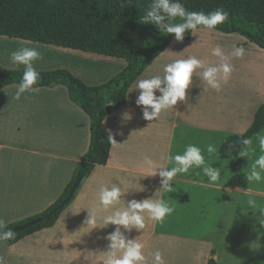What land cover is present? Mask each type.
Instances as JSON below:
<instances>
[{
	"label": "crops",
	"instance_id": "obj_1",
	"mask_svg": "<svg viewBox=\"0 0 264 264\" xmlns=\"http://www.w3.org/2000/svg\"><path fill=\"white\" fill-rule=\"evenodd\" d=\"M200 32L222 38L240 37L208 29ZM5 41L18 48L31 43L0 37V45ZM190 41H174L168 46L131 85L126 104L104 120V128L119 143L111 144L107 164L95 166L84 178L74 199L51 228L14 245L0 241V264H104L109 250L106 237L116 226L103 227L104 217L112 214L113 208L103 210L98 197L102 187L113 183L128 191L114 207L123 209L132 199L163 198L174 208L163 223L150 219L145 212L143 229L125 232L121 227L127 239L143 245L145 264H153L156 251L161 253L164 264H208L212 257L217 264L225 258L231 263L232 257L238 256L232 250L240 247L236 241L241 239L239 235L252 225L260 233L262 226L257 217L264 209L251 210L248 201L252 196L264 200V191L252 190L246 180L259 153L241 157L245 149L250 153L251 147L245 144L227 158H220L219 152L230 138L247 131L257 108L264 103V64L251 69L228 61L232 72L226 82L221 80L219 91L200 80V70H196L186 90V102L178 101L173 109L162 111L150 122L142 118L141 108L135 104L139 95L136 83L163 76L166 64L193 57L194 53L184 49L192 45ZM110 59L112 62L116 58ZM0 67L4 68L2 63ZM17 86L0 89V220L6 226L24 222L52 206L72 179L90 143L89 118L69 100L64 87L38 88V92L25 93L16 100ZM126 112L131 119H123ZM209 144L216 147V153L207 152ZM189 145L201 149L205 166L219 168V181H209L203 166L178 174L170 193L160 189L158 175L139 179L149 174L143 167V157H150L156 166L171 167L167 157L182 155ZM140 186L143 191H139ZM88 213L96 217V228L87 224ZM116 255L121 256L122 250Z\"/></svg>",
	"mask_w": 264,
	"mask_h": 264
},
{
	"label": "trees",
	"instance_id": "obj_2",
	"mask_svg": "<svg viewBox=\"0 0 264 264\" xmlns=\"http://www.w3.org/2000/svg\"><path fill=\"white\" fill-rule=\"evenodd\" d=\"M151 2L152 0H0V37L122 59L127 64L123 71L100 86H88L64 69L38 71L40 80L34 87H64L69 100L89 118L90 143L82 159V162L90 164L86 178L95 166H105L109 159L110 134L104 128V120L126 104V94L131 85L164 52L170 42L176 41L173 34L159 32L155 25L143 23L142 18ZM179 2L188 12L208 14L223 9L228 12V19L217 25L214 31L227 35L236 34L264 51V0ZM181 22L179 17L172 21ZM198 27L200 30L204 29L202 26ZM191 35L190 30L186 31L184 39L179 42L190 40ZM23 71L0 67V89L18 85ZM109 101L113 103L107 104ZM263 127L264 103L257 108L250 127L242 137L244 140L252 139ZM234 138H230L222 146L220 158L237 153V149L225 152L226 144ZM80 164L62 195L52 206L24 222L6 226V229L11 228L14 232L19 225L41 220L28 229L14 232V239L6 240L9 245L40 230L51 228L56 223L77 193L76 191L60 211L54 212L68 196ZM208 264L217 262L212 257Z\"/></svg>",
	"mask_w": 264,
	"mask_h": 264
},
{
	"label": "clouds",
	"instance_id": "obj_3",
	"mask_svg": "<svg viewBox=\"0 0 264 264\" xmlns=\"http://www.w3.org/2000/svg\"><path fill=\"white\" fill-rule=\"evenodd\" d=\"M177 17L181 18V23H172ZM144 24H153L159 32L173 34L176 41H182L186 31L190 30L194 33L202 26L204 29L215 30L216 26L224 23L228 19V12L223 9H217L211 13L188 12L179 0H152L149 10L142 18ZM243 46H234V51L230 54L236 58L244 55ZM212 54L219 57L221 63L218 66H207L202 60L196 57L188 59L176 60L164 66V75H156L148 79H141L136 83L135 89L139 90V95L135 100L137 107L141 108L142 118L146 121L156 120L162 111L173 109L178 101L186 102V90L192 84L193 73L198 69H202L200 77L208 86L217 91L220 90L221 80L226 82L232 72V67L228 63L229 57L225 56L220 47L213 49ZM42 53L34 47L22 46L16 51L11 52L10 60L14 65H22L24 68L22 78L17 86L14 99L19 100L22 95L29 92H38V88L34 87L40 80V74L34 67V62L41 60ZM159 92L160 95L155 93ZM109 101L107 104H112ZM124 120L131 119L129 113H125ZM259 148L264 153V135H258ZM109 142L114 146L119 144L115 141L113 135L109 136ZM243 144L251 147L252 140L247 139ZM208 153H216L217 149L213 145L207 146ZM254 152V149H252ZM249 152L240 153L241 157H248ZM168 164L156 166L155 162L148 156L143 157V167L148 170V175L140 177L159 176L160 189L165 192H172V183L178 174L187 173L189 169L201 168L211 182L220 180L221 173L219 168L211 165L205 166V158L199 147L189 145L182 155H169L167 157ZM264 154L259 155L252 164L251 171L246 174L247 182H260L264 179ZM138 179V180H139ZM137 180V183L139 184ZM140 185V184H139ZM144 189L140 186L139 191ZM128 191H124L120 185L112 184L111 187H102L99 191L98 203L101 208L107 211L113 208L112 214L107 215L103 219V227L109 225L116 226L114 231L109 234L106 239L109 241L104 264H145L146 257L143 254V245L134 239H127L121 231V227L127 231L132 229H143L145 227V216L154 221L163 223L165 217L170 215L174 208L163 199L153 200L152 198L137 201L132 199L127 202L123 209L114 207L119 204L121 198ZM249 205H253V201H248ZM260 226H264V212L257 217ZM87 224L96 228V217L88 213ZM3 220H0V241L14 239V232L11 228H7ZM122 250V255L117 256L116 253ZM85 259H87L85 257ZM153 264H164L162 255L159 251L153 254Z\"/></svg>",
	"mask_w": 264,
	"mask_h": 264
},
{
	"label": "rangeland",
	"instance_id": "obj_4",
	"mask_svg": "<svg viewBox=\"0 0 264 264\" xmlns=\"http://www.w3.org/2000/svg\"><path fill=\"white\" fill-rule=\"evenodd\" d=\"M198 30L191 35L190 46L185 47L187 51H191V54L194 55L199 60H202L207 66H217L221 63L219 57H216L212 54V51L217 46L221 48L225 56L229 57V62L238 64L239 68L250 67L253 69L257 65L264 64V51L259 50L253 45L249 44L244 38L240 37H226L222 38L217 36H208L205 33ZM210 32V31H206ZM220 35H224L218 33ZM205 35V36H204ZM211 35V33H210ZM202 37V38H200ZM200 38V39H199ZM6 44L0 45V63L3 64L4 68L7 70H24L23 66L14 65L10 60V54L13 51H16L18 47L15 43H9L5 41ZM174 42H170L168 46L172 45ZM245 44L244 55L241 58H236L230 55V52L225 50L234 51V46ZM27 47H34L42 53V59L34 62V67L37 71H53L58 69H64L69 71L73 76L80 79L83 83L88 86H100L117 74L123 71L126 68V62L122 59H112L115 61L109 62L111 60L108 57L98 56L94 54L83 53L80 51H72L69 49H63L53 46H46L36 43H30V45H25ZM167 46V47H168ZM22 47V46H21ZM172 50V49H169ZM232 53V52H231ZM6 64H4V63ZM20 67V68H16ZM200 72L197 73V77L200 80H203L200 77L202 69H199ZM198 70V71H199ZM254 75H259L257 72ZM262 76V75H261ZM258 135H264L263 129L252 138V145L250 149V155H261L259 148V142L257 140ZM27 139V138H26ZM34 140L33 138H31ZM38 140V139H37ZM248 146V145H247ZM249 147V146H248ZM254 149V152L252 151ZM247 151V149H245ZM249 157V155H248ZM253 164V163H252ZM252 166V165H251ZM264 176V173H262ZM250 188L252 190H262L264 191V179L260 182L251 181ZM252 196V195H251ZM250 200L253 201V205H250V209H264V200L257 199L255 197H250ZM263 228V229H262ZM264 227H261L260 233L258 229H255L253 225L245 232L240 234L241 239L236 240L239 244L237 250H232L233 253H236L237 257H232L233 261L230 263L229 259L225 258L220 261L221 264H264ZM220 251V250H219Z\"/></svg>",
	"mask_w": 264,
	"mask_h": 264
},
{
	"label": "water",
	"instance_id": "obj_5",
	"mask_svg": "<svg viewBox=\"0 0 264 264\" xmlns=\"http://www.w3.org/2000/svg\"><path fill=\"white\" fill-rule=\"evenodd\" d=\"M243 141H244V138L242 136H239V137H236V138L232 139L230 142H228L226 144V146H225V152L226 153H229V152H231L233 150H236V149L240 148V146L243 144ZM89 168H90V164L89 163H86V162H82L79 165V168H78V171H77V174H76L75 181H74V183H73V185H72V187H71V189H70V191L68 193V196L66 197V199L61 204H59L55 208L54 212L60 211L65 206V204H67L70 201V199L73 197L74 193L79 188L81 182L86 177ZM40 221L41 220L38 219V220H35V221H31V222H28V223L19 225V226H17L14 229V232H20V231H23L25 229H28L31 226L39 223Z\"/></svg>",
	"mask_w": 264,
	"mask_h": 264
}]
</instances>
